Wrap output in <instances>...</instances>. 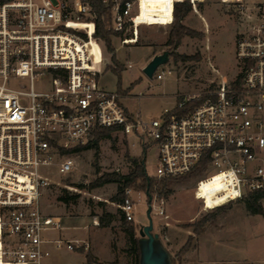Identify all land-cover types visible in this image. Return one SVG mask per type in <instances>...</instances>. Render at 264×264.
I'll return each instance as SVG.
<instances>
[{
    "label": "built area",
    "instance_id": "2783aa9c",
    "mask_svg": "<svg viewBox=\"0 0 264 264\" xmlns=\"http://www.w3.org/2000/svg\"><path fill=\"white\" fill-rule=\"evenodd\" d=\"M102 1L124 46L138 42L141 26H171L179 4L194 11L207 2L224 5L247 24L236 42L240 74L185 114L177 110L202 95L178 98L176 107L160 117L135 116L120 92L101 85L111 60L87 0H0V241L1 256L10 264H43L49 255L44 233L62 227L61 218L42 211L43 193L51 186L42 170L56 167L63 176L71 174L77 154L72 151L90 144L100 129L135 137L144 148L157 145V179L199 177L194 185L209 184V210L264 191V0L252 5L247 0H163L149 16L143 6L151 0ZM69 20L83 26H68ZM92 41L100 48L96 56ZM47 73L51 87L37 92L35 82ZM154 78L162 80L164 73L156 71ZM19 80L23 83L12 85ZM211 169L216 172L201 178ZM145 197L147 191L125 190L126 221H135L137 203ZM154 203L153 196L152 212L168 218L165 200L157 208ZM53 243L70 251L83 246L62 239Z\"/></svg>",
    "mask_w": 264,
    "mask_h": 264
},
{
    "label": "rangeland",
    "instance_id": "374dc122",
    "mask_svg": "<svg viewBox=\"0 0 264 264\" xmlns=\"http://www.w3.org/2000/svg\"><path fill=\"white\" fill-rule=\"evenodd\" d=\"M151 1L149 5L144 2V16H149L153 10L163 7V0ZM259 2L262 0H247L249 5ZM108 12L110 22L105 23V29L110 32L113 31L112 15L110 10ZM182 24L196 33L184 36L174 51L175 55L185 56L186 59L177 60L172 56L167 64L158 68V74L164 73L162 80L148 78L143 69L155 55L164 51L172 52L167 46L172 26H141L138 30V42L126 46L121 44L120 36L111 37L116 61L124 70L120 74L115 72L111 61L104 69L100 82L109 91L121 90L124 106L135 116L141 115L145 119L160 117L165 109L172 110L176 107L178 98L203 96L222 82L235 81L240 74L236 42L238 34L247 28L246 23H241L240 17L229 12L224 5L213 1L200 5L197 11L192 10ZM102 41L107 48L105 41ZM106 55L112 59L108 48ZM129 64L131 68H128ZM19 83H23V80L14 81L12 85L18 86ZM51 83V75L47 73L37 79L35 89L42 92L49 89ZM26 84L29 89V82ZM158 153L155 144L144 148L137 138L131 136L128 139L114 132L98 146L73 154L76 167L71 174L63 176L56 167L44 168L42 171L51 186L43 193L41 208L44 214L61 218L62 229L44 233L47 243L44 247L47 246L49 255L43 264H89L88 254L92 256V262L100 264H137V254L128 228L133 224L136 229L135 236L140 238L139 230L149 223L148 197L137 203L135 221L126 223L119 201L121 185L105 182L112 174L126 176L131 173L133 165L129 158H141L149 180H156ZM215 172L211 169L201 178ZM199 179L186 178L171 185L173 194H154L157 198L155 208L164 199L168 211V218H161L152 212L154 233L160 236L175 264H180L192 249L195 237L199 236L196 228L200 227L205 231L207 226L214 225L222 230L219 237L232 249L231 253L225 255V262H254L253 259H245L243 254L246 249L253 251L254 246L253 239L248 241L244 235L248 225L245 205L236 201L222 206L223 208L209 210L210 201L205 199V190L209 184L199 185L197 189L194 183ZM132 189L149 192L145 188ZM196 189L198 198L204 199V204L195 198ZM60 197L68 198L69 203L59 201ZM106 213L112 216L110 224L100 227L99 217ZM55 239H80L79 244L83 246L76 247L74 251L65 247L57 248L53 243ZM188 244L190 250L179 256ZM211 255L220 257L219 253L205 249L200 256L203 261L210 262L207 257Z\"/></svg>",
    "mask_w": 264,
    "mask_h": 264
},
{
    "label": "trees",
    "instance_id": "16d2710c",
    "mask_svg": "<svg viewBox=\"0 0 264 264\" xmlns=\"http://www.w3.org/2000/svg\"><path fill=\"white\" fill-rule=\"evenodd\" d=\"M87 1L90 3L95 13L97 14V36L103 39L105 43L107 44V48L112 54L111 61L114 64V71L120 74L121 71H123L124 69H123V66H121L119 62L116 61L115 54H114L115 49L112 46V40H111L112 36H119L120 33H117L114 31L109 32L105 29V23L110 22V13L108 12L110 8L107 7L103 3L102 0H87ZM191 11H192V8L189 4H179L176 6V9H175V16H174L173 23L171 25L172 29L169 34L167 46H169L172 49V56L177 60L186 59L185 56L175 55V52H174L179 47L182 38L184 36H191L196 33L194 30H191L182 24V21L187 17V15ZM118 92H121V90H118ZM207 98H208V95L205 94L200 99L189 102L184 109L177 110V113L179 115L185 114L190 109L196 108L199 105H201ZM114 132H115V129H112V128L97 130L90 144H88L87 146L78 147L72 152L80 153V152L89 150L95 146H98L99 143L103 139L109 138L111 134ZM129 159L133 165V170L131 171V173H129L126 176H120L119 174H112L110 178L107 179L105 182V183H118L121 185V188L119 189L120 190L119 194L121 196V199H119L120 203L123 202L125 198V190L128 188H133V187L145 188V190L149 191L151 196H154V194L164 196V195L173 194L172 190H170L171 185L188 178V177H183V178H177V179H156V180L151 179L149 180L147 177L146 171H145L143 160L141 158H129ZM207 164H208L207 160L206 162H203L201 165L200 171H203V169L207 167ZM263 198H264V191L255 192L251 194L248 198H246L244 201H241V202H243L249 214L262 215L264 214V206L262 205ZM59 201L65 204L69 203L68 198L66 197H60ZM111 217H112L111 214H108V213L99 217V226L100 227L108 226L110 224ZM123 220L126 222V219L124 216H123ZM135 230L136 229L134 225L130 224L128 228V234L131 237L134 251L137 254V264H139V261H140L139 238L135 236V232H136ZM203 232H204V229H200V227L196 228L197 235H201ZM189 250H190V246L188 244L181 250V253L179 256L185 255ZM87 259L89 261L88 262L89 264H100L98 262H92L93 259L90 254L87 255Z\"/></svg>",
    "mask_w": 264,
    "mask_h": 264
},
{
    "label": "crops",
    "instance_id": "0c3cea01",
    "mask_svg": "<svg viewBox=\"0 0 264 264\" xmlns=\"http://www.w3.org/2000/svg\"><path fill=\"white\" fill-rule=\"evenodd\" d=\"M246 215V222L248 225L247 229H245L244 235L247 236L248 241L253 239L254 246L253 251L251 249H246L243 254L245 259H253L254 262H225V260H227L225 259V255L231 253L232 249L223 241V239H221V237H219L222 230L217 227L215 228L214 225H211L207 226L205 231L201 235L195 237L192 249L185 255V257L183 258V262H180V264H264V214L251 215L247 213ZM66 241L80 243V239H68ZM45 245H47V243ZM45 249H48L47 246H45ZM204 249L207 251H211L212 253H219L220 257L216 258L214 257V255H211L207 257L208 260L211 261L205 262L203 261V259H201L200 256ZM81 263L84 262H74L67 264Z\"/></svg>",
    "mask_w": 264,
    "mask_h": 264
},
{
    "label": "water",
    "instance_id": "95a60500",
    "mask_svg": "<svg viewBox=\"0 0 264 264\" xmlns=\"http://www.w3.org/2000/svg\"><path fill=\"white\" fill-rule=\"evenodd\" d=\"M171 57V51H164L161 54L155 55L153 59L144 67V74L148 78L153 79L158 68L164 64H167ZM147 197L149 201L147 212L149 223L139 230V264H174L172 254L166 248L160 239V236L154 233V222L152 218V196L149 192H147Z\"/></svg>",
    "mask_w": 264,
    "mask_h": 264
},
{
    "label": "bare ground",
    "instance_id": "6f19581e",
    "mask_svg": "<svg viewBox=\"0 0 264 264\" xmlns=\"http://www.w3.org/2000/svg\"><path fill=\"white\" fill-rule=\"evenodd\" d=\"M66 25L71 26V27H76V28H80V27L83 26V24L76 23V22H73V21H70V20H69L68 22H66ZM89 48L91 49L92 54L95 55V56H96V54H98L99 51H100L99 46H98L97 44H95L94 41H92V43L89 44ZM198 188H199V185H197V189H198ZM197 189H196V191H195V198H196L197 200L201 201V202L204 204V199H199V198H198ZM204 207H205V205H204ZM1 249H2V243H1V241H0V264H10V263H8L7 261H5V260L2 258V256H1Z\"/></svg>",
    "mask_w": 264,
    "mask_h": 264
}]
</instances>
